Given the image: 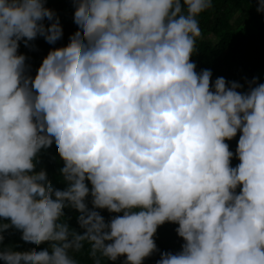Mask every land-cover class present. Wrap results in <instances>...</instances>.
I'll return each mask as SVG.
<instances>
[{
    "label": "clouds",
    "instance_id": "clouds-1",
    "mask_svg": "<svg viewBox=\"0 0 264 264\" xmlns=\"http://www.w3.org/2000/svg\"><path fill=\"white\" fill-rule=\"evenodd\" d=\"M72 4L75 35L28 75L20 43L54 44L59 18L44 0H0V232L48 242L0 249V261L78 264L70 253L87 243L93 264H142L168 222L182 243L155 264H264V82L241 90L196 71L197 16L211 0ZM50 146L63 189L33 171Z\"/></svg>",
    "mask_w": 264,
    "mask_h": 264
},
{
    "label": "trees",
    "instance_id": "trees-1",
    "mask_svg": "<svg viewBox=\"0 0 264 264\" xmlns=\"http://www.w3.org/2000/svg\"><path fill=\"white\" fill-rule=\"evenodd\" d=\"M45 6L53 10L59 18L62 27V36L54 44L47 43L43 37H36L30 41L29 47L20 43L18 53L25 55V72L34 75L42 58L48 51L66 46L70 38L75 35L73 27V4L72 0H44ZM212 6L197 16L201 35L196 38L195 49L190 57L195 62L196 71L201 69L211 70V79L224 77L226 81L239 82L246 89L247 81L256 77V82H264V14H258L255 10L256 0H211ZM45 25L49 21H44ZM229 149H235L236 138L226 141ZM238 161H231L234 166ZM35 168L33 171H43L46 180L54 188L63 189L65 183L60 176L59 169L63 162L54 151V146L42 149L34 159ZM89 208V198H85ZM107 221L115 213L107 210H97ZM64 216L61 217L70 228L77 232L79 228L76 220L77 211L71 208L63 209ZM7 223L0 218V224ZM176 225L165 222L157 227L154 234V241L157 251L145 257L142 264H155L159 259L161 251H177L182 243L174 229ZM3 237L0 240V249L10 248L16 251H38L48 247V242L39 246L25 245L20 239V232L12 227L0 232ZM89 246L87 243L76 253H70L78 261V264H93L88 255ZM123 257L115 262L105 261L101 258V264H122ZM0 264H4L0 261Z\"/></svg>",
    "mask_w": 264,
    "mask_h": 264
}]
</instances>
